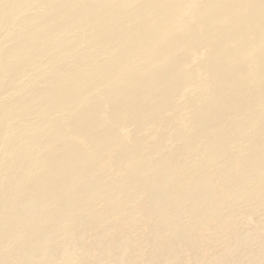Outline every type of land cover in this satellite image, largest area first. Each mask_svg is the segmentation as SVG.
<instances>
[{"label": "bare ground", "instance_id": "1", "mask_svg": "<svg viewBox=\"0 0 264 264\" xmlns=\"http://www.w3.org/2000/svg\"><path fill=\"white\" fill-rule=\"evenodd\" d=\"M0 264H264V0H0Z\"/></svg>", "mask_w": 264, "mask_h": 264}]
</instances>
